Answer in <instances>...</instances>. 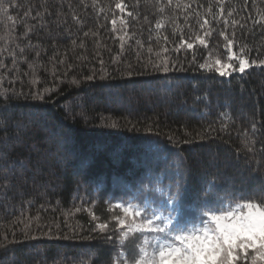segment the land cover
<instances>
[{"label": "trees", "instance_id": "obj_1", "mask_svg": "<svg viewBox=\"0 0 264 264\" xmlns=\"http://www.w3.org/2000/svg\"><path fill=\"white\" fill-rule=\"evenodd\" d=\"M117 2L4 0L0 241L14 242L0 247V264H119V241L104 237L123 213L109 204L166 203L145 186L181 180L184 220L211 186L218 196L264 191V70L199 69L226 60L221 31L237 53L264 59V0H123L125 13ZM204 18L207 47L195 39ZM165 60L175 67L156 71ZM97 223L110 228L94 231Z\"/></svg>", "mask_w": 264, "mask_h": 264}, {"label": "snow or ice", "instance_id": "obj_2", "mask_svg": "<svg viewBox=\"0 0 264 264\" xmlns=\"http://www.w3.org/2000/svg\"><path fill=\"white\" fill-rule=\"evenodd\" d=\"M172 0H169L171 4ZM190 7V5H185ZM115 8L120 13L126 12V5L123 0H119L115 4ZM4 6V0H0V12L7 13ZM163 11V9H161ZM221 8V16L223 15ZM25 12V16L29 15ZM131 16V12H127ZM40 15L39 12L36 14ZM233 13L228 12L231 17ZM9 20L13 17L9 16ZM73 20L78 18L73 16ZM261 21H255L260 23ZM113 30L115 31L116 19L111 21ZM228 23L227 20L224 21ZM239 21L232 20V24L236 25ZM120 24L124 25L125 21L121 17ZM211 22L204 18L199 24V28L203 30L202 35H196V41L207 47L206 37L212 33L208 31ZM157 27H160L158 24ZM31 30V29H29ZM70 31V30H69ZM27 35V33H25ZM87 35V33H85ZM226 43L223 48L226 52L225 59H216L213 63L205 62L199 64V69L208 72H216L219 76H228L231 72L245 73L250 68H260L264 70V59L246 58L245 48L241 47L239 53L234 51L235 40L229 38L224 31L220 32ZM234 36V34H233ZM123 42L124 36H119ZM167 40V37H165ZM75 45L76 41H72ZM181 45H186L187 49H193L194 44L181 39ZM167 52V48L164 49ZM39 54V53H38ZM10 55H12L10 53ZM193 56V63H195ZM63 63V60L59 61ZM15 64V59H13ZM103 64V61H101ZM5 65L0 63V68ZM70 67V66H69ZM153 67L156 71L168 73L170 67L174 68V64H170L165 60L162 63L155 64ZM179 70L183 71V68ZM131 76V73H128ZM103 78V77H102ZM86 79L92 80L93 76H87ZM76 83V81H73ZM18 99L20 96L33 99L43 100V93H14ZM115 127V125H112ZM252 151L251 148L247 149ZM173 186L174 189L173 190ZM184 184L181 180L169 184L164 189L153 187L146 191L158 193L164 197L166 206L153 207L151 201L141 199L139 203L124 201V203L109 204L110 209L119 210L123 215L114 212L112 219L116 224L112 227V235L104 237L107 242H113V237L119 241V247L122 249L117 253L119 264H264V191L259 195H213L217 189L210 187V191L206 193L199 204L198 212L191 220L182 221L177 216L176 202L180 199ZM135 199V198H134ZM37 220L39 217L36 218ZM97 217L93 214V220ZM27 228V225H26ZM39 229V225H37ZM110 228L108 223H97L94 231L100 233L106 232ZM144 233H153L151 237L143 235ZM15 235V233H13ZM50 235V233H44ZM25 237L36 239L35 236H28L25 231ZM67 238V237H65ZM9 241L7 236L0 241V247H5ZM125 253H128L126 256Z\"/></svg>", "mask_w": 264, "mask_h": 264}]
</instances>
